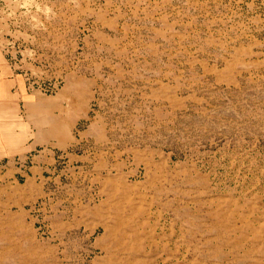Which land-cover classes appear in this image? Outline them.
<instances>
[{
  "label": "rangeland",
  "instance_id": "obj_1",
  "mask_svg": "<svg viewBox=\"0 0 264 264\" xmlns=\"http://www.w3.org/2000/svg\"><path fill=\"white\" fill-rule=\"evenodd\" d=\"M0 48L70 137L0 264H264V0H0Z\"/></svg>",
  "mask_w": 264,
  "mask_h": 264
},
{
  "label": "crops",
  "instance_id": "obj_2",
  "mask_svg": "<svg viewBox=\"0 0 264 264\" xmlns=\"http://www.w3.org/2000/svg\"><path fill=\"white\" fill-rule=\"evenodd\" d=\"M67 89L62 87L57 99L26 90L21 69L15 70L0 48V163H8L5 170L0 166V175L6 181L15 184L19 179L23 183L40 180L47 164L40 154L42 148L52 143L59 149L69 145L70 137L63 126L68 117L55 116L56 108L61 112L65 108ZM68 122L70 126L71 119ZM18 158L30 159L26 171L15 164Z\"/></svg>",
  "mask_w": 264,
  "mask_h": 264
},
{
  "label": "built area",
  "instance_id": "obj_3",
  "mask_svg": "<svg viewBox=\"0 0 264 264\" xmlns=\"http://www.w3.org/2000/svg\"><path fill=\"white\" fill-rule=\"evenodd\" d=\"M26 85H27V88L29 89V90H33L34 88H39L40 89V91H44V92H46L48 89L47 88H43L42 86H39L37 83H31V82H29L28 84L26 83Z\"/></svg>",
  "mask_w": 264,
  "mask_h": 264
}]
</instances>
